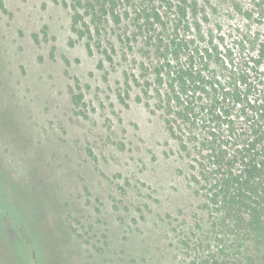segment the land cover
<instances>
[{"label": "rangeland", "instance_id": "1", "mask_svg": "<svg viewBox=\"0 0 264 264\" xmlns=\"http://www.w3.org/2000/svg\"><path fill=\"white\" fill-rule=\"evenodd\" d=\"M169 2L137 0L190 47L214 37L225 51L258 29L241 12L252 0ZM73 15L71 0H0V175L42 198L31 233L51 264H195L210 222L192 182L195 153L168 131L152 85L161 43H148L133 10L93 38ZM13 236L0 231V264H19ZM221 238L210 232L201 245Z\"/></svg>", "mask_w": 264, "mask_h": 264}, {"label": "trees", "instance_id": "2", "mask_svg": "<svg viewBox=\"0 0 264 264\" xmlns=\"http://www.w3.org/2000/svg\"><path fill=\"white\" fill-rule=\"evenodd\" d=\"M71 2L73 24L90 38L107 24L131 19L133 10L148 43H161L163 58L153 67L152 85L168 131L183 149L195 153L192 182L210 222L192 248L194 263L264 264V0L243 4V17L258 29L244 28V36L225 51L214 37L204 46L192 40L195 47H190L185 38L172 36L158 7L139 8L137 0ZM182 4L180 12L187 18ZM73 98L79 103L82 95ZM4 179L8 190L0 191V231L14 235L19 264H32L31 250L37 264H51L46 243L34 241L31 233L32 223L40 222L42 198L22 191L6 173L0 175V185ZM210 232L222 238L220 245L208 244L205 250L201 243Z\"/></svg>", "mask_w": 264, "mask_h": 264}]
</instances>
